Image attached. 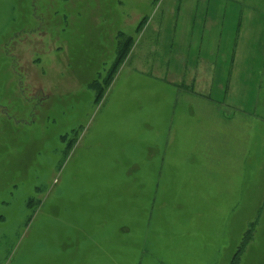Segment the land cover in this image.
I'll return each instance as SVG.
<instances>
[{
	"label": "rangeland",
	"instance_id": "374dc122",
	"mask_svg": "<svg viewBox=\"0 0 264 264\" xmlns=\"http://www.w3.org/2000/svg\"><path fill=\"white\" fill-rule=\"evenodd\" d=\"M0 264H264V0H0Z\"/></svg>",
	"mask_w": 264,
	"mask_h": 264
},
{
	"label": "trees",
	"instance_id": "16d2710c",
	"mask_svg": "<svg viewBox=\"0 0 264 264\" xmlns=\"http://www.w3.org/2000/svg\"><path fill=\"white\" fill-rule=\"evenodd\" d=\"M132 42H133L132 37H130L128 40H126L124 42L118 41V43H117V58H116V61H115L114 67H113L112 74H114V72L116 71L117 67L119 66V64L124 59V54H123L124 49L126 48V46L128 45V43H132Z\"/></svg>",
	"mask_w": 264,
	"mask_h": 264
}]
</instances>
